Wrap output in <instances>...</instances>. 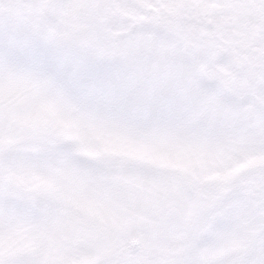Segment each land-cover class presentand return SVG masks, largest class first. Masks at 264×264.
<instances>
[{"label":"snow or ice","instance_id":"snow-or-ice-1","mask_svg":"<svg viewBox=\"0 0 264 264\" xmlns=\"http://www.w3.org/2000/svg\"><path fill=\"white\" fill-rule=\"evenodd\" d=\"M0 264H264V0H0Z\"/></svg>","mask_w":264,"mask_h":264}]
</instances>
